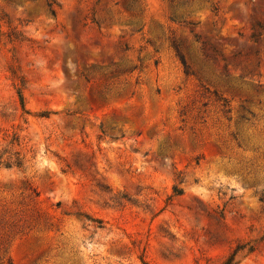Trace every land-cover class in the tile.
Masks as SVG:
<instances>
[{
    "label": "rangeland",
    "instance_id": "374dc122",
    "mask_svg": "<svg viewBox=\"0 0 264 264\" xmlns=\"http://www.w3.org/2000/svg\"><path fill=\"white\" fill-rule=\"evenodd\" d=\"M52 1L0 0V264H264V0Z\"/></svg>",
    "mask_w": 264,
    "mask_h": 264
},
{
    "label": "trees",
    "instance_id": "16d2710c",
    "mask_svg": "<svg viewBox=\"0 0 264 264\" xmlns=\"http://www.w3.org/2000/svg\"><path fill=\"white\" fill-rule=\"evenodd\" d=\"M47 4H48V7L49 8H52V5L54 4V2L52 1V0H47ZM21 100V104H22V106L24 105V101H23V99H20Z\"/></svg>",
    "mask_w": 264,
    "mask_h": 264
}]
</instances>
